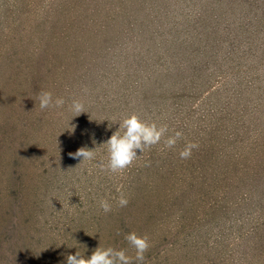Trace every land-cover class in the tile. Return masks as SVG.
<instances>
[{"label":"trees","instance_id":"trees-1","mask_svg":"<svg viewBox=\"0 0 264 264\" xmlns=\"http://www.w3.org/2000/svg\"><path fill=\"white\" fill-rule=\"evenodd\" d=\"M3 3L0 21L43 11L30 34L44 37L11 59L9 89L28 84L35 105L23 134L0 129V264H67L99 246L136 264L131 232L149 238L144 264H264V0ZM41 91L63 108L41 110ZM132 113L182 132L175 152L162 139L122 174L101 171L102 144ZM81 147L95 160L69 156Z\"/></svg>","mask_w":264,"mask_h":264},{"label":"clouds","instance_id":"clouds-1","mask_svg":"<svg viewBox=\"0 0 264 264\" xmlns=\"http://www.w3.org/2000/svg\"><path fill=\"white\" fill-rule=\"evenodd\" d=\"M84 91L86 92L87 90L85 89ZM37 100L41 110L49 108L60 109L65 105L63 97L54 98L50 91H41L37 96ZM69 110L74 114L73 117L86 112L85 105L77 99L72 101ZM118 122V130L111 135L107 142L102 144L107 147V163L100 161L97 165L101 171L112 174H122L126 169L130 168L139 156L137 155V150L143 153L146 149H151L153 146L158 145L162 139L164 147L172 149L183 136L180 131L168 136L169 129L167 125H158L156 122L142 120L136 113H132ZM109 127H111V124ZM70 129V131H74L75 125H72ZM196 148H198L196 143H187L179 153L180 158L189 159L193 149ZM69 156L74 159L82 157L81 163L93 161L96 158V148L81 147L75 153H69ZM117 203L119 207H126L129 201L121 193ZM99 207L105 214L112 210L108 200L99 201ZM125 240L135 250L136 264H144L145 253L150 248L147 235L139 236L137 233L131 232L125 236ZM66 260L67 264H133V258L128 256L125 250L100 246L93 251L89 258H85L77 252L75 255H68Z\"/></svg>","mask_w":264,"mask_h":264},{"label":"rangeland","instance_id":"rangeland-1","mask_svg":"<svg viewBox=\"0 0 264 264\" xmlns=\"http://www.w3.org/2000/svg\"><path fill=\"white\" fill-rule=\"evenodd\" d=\"M3 2L4 0L0 1V7L6 6ZM37 7L42 9L39 3ZM42 13L43 11L37 12L32 10L31 13L26 12L24 16L17 17L16 14L12 16L10 10H7L3 16L4 20L0 21V33L5 31V33L7 32L9 35V38L6 39L7 42H4L3 38L0 37V129L1 127H5L8 131L17 132V135L23 134L24 129L28 130L31 123L30 121L33 120H28L26 115L31 113L35 103H32L29 97H27L28 84H20V82H18L15 84L16 87L14 89H9L12 87L13 72L17 70L14 65L17 63L12 62L11 59H21L25 55H31L33 49L41 45V40L44 36H41L38 32L39 27L32 34L30 33L34 27L32 25L34 19H42ZM19 20H21L22 23H20ZM49 22L51 23V19ZM6 24L12 25L7 29ZM46 30L50 32L49 28H46ZM4 48H6L5 53H3ZM18 63L20 62L18 61ZM4 92L5 95L1 98ZM31 135L34 134H28L26 136L28 137ZM172 150L175 152V147L172 148ZM4 165L5 157L0 155V167ZM169 242L167 240L168 245ZM165 245H162L161 248Z\"/></svg>","mask_w":264,"mask_h":264}]
</instances>
